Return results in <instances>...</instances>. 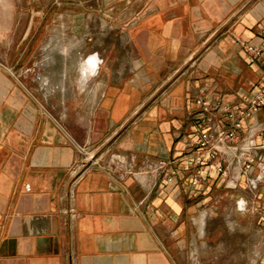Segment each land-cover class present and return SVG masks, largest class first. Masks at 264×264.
<instances>
[{
	"label": "crops",
	"instance_id": "crops-1",
	"mask_svg": "<svg viewBox=\"0 0 264 264\" xmlns=\"http://www.w3.org/2000/svg\"><path fill=\"white\" fill-rule=\"evenodd\" d=\"M72 1L0 0V264H264V151L253 184L235 144L236 186L187 166L196 100L264 85V0Z\"/></svg>",
	"mask_w": 264,
	"mask_h": 264
},
{
	"label": "built area",
	"instance_id": "built-area-1",
	"mask_svg": "<svg viewBox=\"0 0 264 264\" xmlns=\"http://www.w3.org/2000/svg\"><path fill=\"white\" fill-rule=\"evenodd\" d=\"M261 35L264 37V30ZM250 63H256L263 55V49L255 46H245ZM98 65V64H97ZM97 68V66H95ZM245 108L234 109L230 105L218 101L209 102L204 98L196 100V105L203 113L195 121V141H190L188 149L195 148L194 156L187 160V166L192 170V185L201 184L202 176L207 165H212L215 171L226 180L229 186H236L238 175H229L223 162V150L229 145L235 144L240 148L239 158L244 162L247 181L253 184L252 172L258 160H262L264 143L258 144L257 138L264 140V125L259 122V113L264 110V85L257 88L253 93L244 97ZM216 117L226 119L224 126L215 124ZM254 119L252 124L247 122ZM264 119V115H263ZM90 159L83 164L84 171L94 164ZM163 170L167 163H160ZM176 170H167L165 180L173 183L177 178ZM264 217V209L262 210Z\"/></svg>",
	"mask_w": 264,
	"mask_h": 264
},
{
	"label": "rangeland",
	"instance_id": "rangeland-1",
	"mask_svg": "<svg viewBox=\"0 0 264 264\" xmlns=\"http://www.w3.org/2000/svg\"><path fill=\"white\" fill-rule=\"evenodd\" d=\"M18 15L22 16L29 11L32 13H41L46 14V11L43 9L49 8L48 13L50 18L60 17L65 19L72 18L75 14L73 12L72 0H16ZM65 3L68 5L63 7L61 6L59 10H57V4ZM29 10V11H28ZM23 17V16H22ZM90 65V61H89Z\"/></svg>",
	"mask_w": 264,
	"mask_h": 264
},
{
	"label": "bare ground",
	"instance_id": "bare-ground-1",
	"mask_svg": "<svg viewBox=\"0 0 264 264\" xmlns=\"http://www.w3.org/2000/svg\"><path fill=\"white\" fill-rule=\"evenodd\" d=\"M62 43V42H61ZM59 44V43H58ZM65 45V44H64ZM70 46V45H69ZM52 47V46H51ZM57 47V46H56ZM55 47V48H56ZM60 48V47H59ZM74 48V47H73ZM57 49V48H56ZM51 50V49H50ZM65 50V49H64ZM53 59V58H52ZM52 59H50V60H52ZM97 61H95V60H90V65H92V66H97ZM203 228V227H202Z\"/></svg>",
	"mask_w": 264,
	"mask_h": 264
}]
</instances>
